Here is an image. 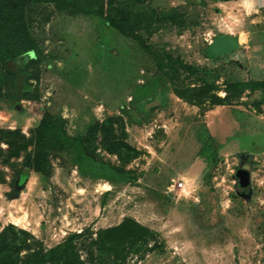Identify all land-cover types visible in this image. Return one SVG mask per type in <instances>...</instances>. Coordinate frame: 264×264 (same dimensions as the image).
Here are the masks:
<instances>
[{
  "label": "rangeland",
  "instance_id": "obj_1",
  "mask_svg": "<svg viewBox=\"0 0 264 264\" xmlns=\"http://www.w3.org/2000/svg\"><path fill=\"white\" fill-rule=\"evenodd\" d=\"M257 1L115 0L126 31L81 1L30 7L34 54L0 64V233L31 235L22 259L76 236L79 264H264ZM188 88L227 102L197 106ZM47 114L59 145L38 149ZM30 155L44 171L24 177ZM127 218L155 238L101 234Z\"/></svg>",
  "mask_w": 264,
  "mask_h": 264
},
{
  "label": "trees",
  "instance_id": "obj_2",
  "mask_svg": "<svg viewBox=\"0 0 264 264\" xmlns=\"http://www.w3.org/2000/svg\"><path fill=\"white\" fill-rule=\"evenodd\" d=\"M50 1L52 0H0V64L14 61L18 57L30 53L34 54L35 45L28 26V10L33 5ZM80 1L83 5L85 4L82 6L85 7L83 10L86 13L94 14L119 30L126 31L122 16L117 12L114 5L115 0H67L70 3ZM181 98L187 102L196 103L197 106L207 103L212 106H220L227 102L218 96L205 95L201 89L197 88L184 90ZM55 131L56 129L50 126V116L47 114L36 129V136L29 139L30 145L35 144L38 149L40 147L43 149L56 147L59 145L60 135ZM118 148L119 151L126 149L133 153L131 159L137 156V152L126 144H120ZM21 150L26 151V145L17 149L15 153L18 152L19 154ZM40 165L38 155L28 158L21 175L27 177L29 174L27 169H32L35 172L44 171L43 168H39ZM129 176L133 182L136 180L135 174ZM101 234L110 235V239L116 240L120 246L132 242L136 243L139 239L146 237L155 238L156 236L153 231L130 218L125 219L119 226L108 229ZM31 240L32 237L27 232L19 231L13 226L5 228L0 233V264H79V256L74 247L76 236L70 237L63 244L50 250L41 248L32 250L28 257L22 259L20 253L29 247L28 243ZM157 249L161 250L162 247L157 246Z\"/></svg>",
  "mask_w": 264,
  "mask_h": 264
},
{
  "label": "water",
  "instance_id": "obj_3",
  "mask_svg": "<svg viewBox=\"0 0 264 264\" xmlns=\"http://www.w3.org/2000/svg\"><path fill=\"white\" fill-rule=\"evenodd\" d=\"M250 174L246 170H239L237 178L239 179V189H247L250 185Z\"/></svg>",
  "mask_w": 264,
  "mask_h": 264
},
{
  "label": "crops",
  "instance_id": "obj_4",
  "mask_svg": "<svg viewBox=\"0 0 264 264\" xmlns=\"http://www.w3.org/2000/svg\"><path fill=\"white\" fill-rule=\"evenodd\" d=\"M256 0H254V2H255ZM259 1V0H258ZM257 1V2H258ZM261 1V0H260ZM263 1V0H262ZM263 7V6H262ZM256 11H258L259 10V7H256ZM244 35H245V33H243ZM244 39V41L246 42L247 40H248V38H247V36L245 35V38H243ZM240 43H241V40H240Z\"/></svg>",
  "mask_w": 264,
  "mask_h": 264
},
{
  "label": "bare ground",
  "instance_id": "obj_5",
  "mask_svg": "<svg viewBox=\"0 0 264 264\" xmlns=\"http://www.w3.org/2000/svg\"><path fill=\"white\" fill-rule=\"evenodd\" d=\"M22 221H23V220H21V219H20V220H19V219H16V220H15V223L20 224V223H22Z\"/></svg>",
  "mask_w": 264,
  "mask_h": 264
}]
</instances>
